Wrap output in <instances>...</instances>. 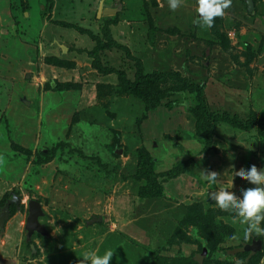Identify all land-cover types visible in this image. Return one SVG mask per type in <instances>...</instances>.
<instances>
[{"label":"rangeland","instance_id":"rangeland-1","mask_svg":"<svg viewBox=\"0 0 264 264\" xmlns=\"http://www.w3.org/2000/svg\"><path fill=\"white\" fill-rule=\"evenodd\" d=\"M252 1L202 28L197 0H0V214L19 200L0 221V264L106 250L110 264H264V234L246 238L214 200L264 167V138L236 125L264 119V0ZM140 68L151 80L136 94L109 74L134 82Z\"/></svg>","mask_w":264,"mask_h":264},{"label":"clouds","instance_id":"clouds-1","mask_svg":"<svg viewBox=\"0 0 264 264\" xmlns=\"http://www.w3.org/2000/svg\"><path fill=\"white\" fill-rule=\"evenodd\" d=\"M181 0H168L169 8L175 11ZM230 0H197L198 19L194 24L211 28L214 18L223 15V9L229 6ZM202 178L209 184H214L218 173L211 170H201ZM237 176L251 186L243 188L239 194L229 188H221L215 193L214 200L222 210H231L241 218V223L247 225L245 237L252 233L264 234L261 222L264 221V167L257 168L255 164L241 169ZM114 251L106 250L103 255L95 252L85 253L79 264H110Z\"/></svg>","mask_w":264,"mask_h":264},{"label":"trees","instance_id":"trees-1","mask_svg":"<svg viewBox=\"0 0 264 264\" xmlns=\"http://www.w3.org/2000/svg\"><path fill=\"white\" fill-rule=\"evenodd\" d=\"M22 2V5H26L27 4V0H21ZM47 2L49 4L52 3V0H47ZM115 48L119 49L118 46H115L113 45ZM103 48L100 46V44L95 47V49L88 55V58L92 59L93 60V64L95 67H98L99 66V57H98V54L99 52L102 50ZM111 73H114L116 76H117V81H118V84H122L124 90L126 92H128L129 94H136V93H140V91L143 90V86H144V83L151 80V77L150 75H144L142 73V70L141 68L137 71L136 73V78H135V81L134 82H131V81H128L126 79V76H125V73L124 72H113V71H110L109 74ZM161 77V76H160ZM201 86H195L193 89L201 96V101L202 103H204V101L202 100V97H203V91L201 90L200 88ZM206 88V87H205ZM205 97V96H204ZM206 99V97H205ZM207 109V108H206ZM217 122L219 123H227V124H230L233 126V124H236L237 121L235 120H229L228 118H219L217 119ZM239 126L240 129H244L245 131H249L251 128H256L257 131H258V135L260 137H263L264 138V119H258L256 118V116L254 114H252L250 116V118L245 122V124H236ZM145 151V150H144ZM139 169L138 168V165L135 169V175L134 176H138V172H139ZM139 179V177L137 178ZM156 187V186H155ZM142 197V195H141ZM144 199H150V198H159L157 195H153V196H147V197H142ZM129 261H123V263H126Z\"/></svg>","mask_w":264,"mask_h":264},{"label":"water","instance_id":"water-1","mask_svg":"<svg viewBox=\"0 0 264 264\" xmlns=\"http://www.w3.org/2000/svg\"><path fill=\"white\" fill-rule=\"evenodd\" d=\"M245 3H246V7H247V12L251 13L253 10V1L252 0H245ZM11 203L15 204L16 206H19L18 198L13 194H12V201L7 202L4 206V208L1 210V214H0V221L1 222L7 218ZM30 210H31V216L29 218V224L32 225L34 228H37L38 227L37 218H38L39 213H40L39 204L37 202H32L30 204Z\"/></svg>","mask_w":264,"mask_h":264},{"label":"crops","instance_id":"crops-1","mask_svg":"<svg viewBox=\"0 0 264 264\" xmlns=\"http://www.w3.org/2000/svg\"><path fill=\"white\" fill-rule=\"evenodd\" d=\"M244 103V94L241 96V92L240 95H233V99L231 101V106H236L237 109H241L242 105ZM247 111V110H246ZM257 111V110H256ZM264 111V110H263ZM264 115V114H263ZM141 204V203H140ZM140 206V205H139ZM153 223L152 221L150 222V224ZM150 227V226H149ZM148 227V228H149Z\"/></svg>","mask_w":264,"mask_h":264}]
</instances>
